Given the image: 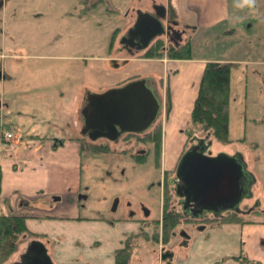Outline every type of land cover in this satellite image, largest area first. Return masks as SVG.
I'll list each match as a JSON object with an SVG mask.
<instances>
[{"label":"rangeland","instance_id":"374dc122","mask_svg":"<svg viewBox=\"0 0 264 264\" xmlns=\"http://www.w3.org/2000/svg\"><path fill=\"white\" fill-rule=\"evenodd\" d=\"M159 1L0 0V101L5 103V106L0 107L1 121L4 125L13 124L17 129L16 138H22L24 144L31 136L60 141L77 136L85 141L80 188L76 190V197L68 200L72 205H78L80 217L89 219L86 223L80 221L82 224L79 227H82L77 235L81 237L77 238V243L85 250L76 264H90L88 261L106 253L109 254L105 260L111 264L115 261L110 254L114 244H119L116 247L119 250L128 238L139 231L150 235L155 233L151 223L160 219L164 212L163 189L159 183L163 179L175 178L174 170L179 162L176 157L181 158V154L190 148L193 137L199 134L191 117L195 100L192 99L193 94H187L190 87L188 83L191 85L193 80L184 77L178 85L171 83V95L168 98L169 80L164 72L168 53L162 58L153 59L145 58L146 51L129 53L121 45L118 51L120 39L128 27L134 24L137 12L148 9L153 12V7ZM230 2L231 23L235 25L223 31L205 33V30L195 28V15L185 10V0H169V6L165 5L168 11L165 23H169L172 30L183 31L179 46L190 41L196 59L233 60L240 63L232 69L231 76V142L223 144L213 140L210 151L215 156L249 153L250 172L254 176L256 174L258 183L262 185L264 123L259 121L264 120V0H254L252 3L246 0ZM231 29L235 30L231 32ZM117 30V39L110 49ZM160 39L167 50L172 44L169 36ZM144 77L154 79L163 99L164 109L156 125L164 128L170 121V127L175 116H178L175 120L180 124L178 132L175 134L172 131L168 139L170 145H174L173 152H168L167 156V168H172L171 171H165V158L162 155L158 161L153 145H150L152 149L147 159L140 163L131 156L137 154L136 151L143 148V145L134 143L135 146L131 147L130 141L114 145L104 139L92 142L78 132L80 124L74 106L83 88L95 87L101 91ZM13 78H17V81L13 82ZM62 87L67 89L63 94L58 91ZM245 112L248 118L258 121L257 127L248 125L245 128L242 120ZM155 126L153 129L158 128ZM246 130L249 134L247 141L238 142L244 138ZM177 140L179 144H176ZM102 146H108L110 152H100L97 148ZM176 150L180 155L173 157ZM74 186L75 180L67 189ZM166 187L169 193L173 192L170 186ZM253 193V198L244 204L252 206L257 198L264 200V193L255 186ZM171 195V204L174 206V192ZM51 196L59 198L61 194L53 193ZM41 203L42 206L48 204L46 201ZM143 206L151 212V216L145 219L148 227L146 225L142 229L140 222L131 219L144 218ZM182 230L193 235L188 247L178 245V242L183 241L178 236ZM211 231L212 227L196 232L182 223L176 231L177 237L169 243L147 242L140 236L133 238L130 240L132 256L129 264H165L161 260L163 249L175 251V263L181 264L196 249L197 238H209ZM36 238L46 241L53 256H58L53 242L57 236L29 235L10 263L20 260L21 254ZM65 240L67 244L69 239ZM120 241H124L122 245ZM94 245L97 247L91 248Z\"/></svg>","mask_w":264,"mask_h":264},{"label":"crops","instance_id":"0c3cea01","mask_svg":"<svg viewBox=\"0 0 264 264\" xmlns=\"http://www.w3.org/2000/svg\"><path fill=\"white\" fill-rule=\"evenodd\" d=\"M168 2L169 0H166V2L165 0H160L158 4L164 6L167 4L169 6ZM184 7L186 11L195 15V28L200 31L205 30V33H216L220 30L223 31L224 28H231L235 25L231 23L230 0H185ZM222 24H225V26ZM234 30L231 29V32ZM118 47V51H120V44H118ZM124 59L125 61L127 60L126 58ZM209 62H222L233 64L234 66L240 64L233 60L196 59L195 57L192 59L167 58L165 60L164 72L167 74L165 77H168L169 80L167 90L168 98L171 95V83L178 85L184 77H189V80L192 79L193 81L191 85L188 83L190 87L187 94L188 96L193 94L192 99L196 101L206 64ZM0 78L2 79L1 73ZM12 81L16 82L17 78H13ZM25 90L28 89L25 88ZM66 90V88L62 87L58 91L63 94ZM88 90L100 93L108 90V88L102 89L101 91L95 87L83 88L74 106L78 111L77 117L79 120L77 119V122L80 124L78 132H81L83 126L81 109L84 105V99ZM62 96L61 98H63ZM3 103L2 101L1 107L5 106V103ZM7 104L9 107V102ZM177 106L178 102H176ZM177 117L175 116L170 127L169 121L168 125L165 124L163 128L162 156L165 158V171L172 170V168H167V163L169 164L167 156H169L168 152H173L174 145H170L168 139L172 131L175 134L178 132L180 124L179 121H175ZM242 120L246 126L245 128L248 125H254L255 127L258 125L255 122H246L243 118ZM1 124L3 122L0 119ZM5 125L13 127L15 129V135L18 136L17 129L13 124ZM248 135L246 130L244 138L238 142L247 141ZM18 139L19 137L14 142L9 141L6 143L5 141H1L0 138V154H2L0 156V216H8L10 214L26 216V226L30 235L45 237H48V235H51V237L57 236L56 241L53 242L57 248L58 256L54 257L48 247L56 264H62L61 262L76 264L80 254H83L85 250L77 243V238L81 237L77 235L79 229L82 227H79L82 224L80 221L84 220L85 223L89 221V219L85 220L79 216L77 204L74 206L72 202H68V200L76 197V190L79 191L81 183L83 168L81 143L78 141L80 138L77 136L69 137L61 139L60 141L31 136L28 137L26 144H24L25 141L22 138L19 141ZM176 144H179L178 140ZM240 154L244 156L248 170L251 171L250 161L248 159L250 156L249 153L241 152ZM177 155H180V153H177L176 150V154H173V157ZM179 158L180 156H177L176 161H179ZM74 180L75 186L72 189H67ZM256 180L255 187L264 193V184L260 185L258 183L257 176ZM53 193L61 194L60 199L51 196ZM45 201L48 203L47 206H42L41 202L44 203ZM261 204L263 207L259 211L246 215L247 218L244 217V220L247 221L246 223H223L212 228L209 238H198L195 242L196 249L181 264H243L241 260L264 264V200L261 201ZM26 238L28 239L29 236H26ZM65 238L69 239L67 244H65ZM34 240L40 239L36 238ZM40 241L46 247L48 246L46 241ZM122 242L124 241H120V245L123 244ZM92 247L96 248L97 246L94 245ZM116 247H119V244H114L110 252L112 255L111 259L113 261L115 259L111 264H117L115 257ZM107 254L109 253L102 254L97 259L94 258V260L88 262L90 264H110L105 260ZM11 261L6 264H9Z\"/></svg>","mask_w":264,"mask_h":264},{"label":"water","instance_id":"95a60500","mask_svg":"<svg viewBox=\"0 0 264 264\" xmlns=\"http://www.w3.org/2000/svg\"><path fill=\"white\" fill-rule=\"evenodd\" d=\"M153 10L138 11L134 24L121 37L119 43L129 53L146 51L157 39L169 36L172 27L165 23L166 6L155 4ZM163 109V99L152 77L132 80L100 93L88 90L81 109V135L92 142L104 139L118 143L125 135L150 132L162 116ZM207 139L209 136L195 137L192 142H197V145L182 156L177 167L175 190L181 199L182 209L186 216L193 218H200L207 212H241L242 201L252 197L255 176L248 170L240 153L213 156L209 151L213 140L206 142ZM181 236L187 240L191 238L186 230L181 231ZM168 259H174L173 252L162 253L161 260L165 262ZM12 264L55 262L48 247L40 240H33L20 260Z\"/></svg>","mask_w":264,"mask_h":264},{"label":"trees","instance_id":"16d2710c","mask_svg":"<svg viewBox=\"0 0 264 264\" xmlns=\"http://www.w3.org/2000/svg\"><path fill=\"white\" fill-rule=\"evenodd\" d=\"M119 30H117L111 42V47L114 45ZM161 39L157 40L145 52V58L158 59L162 58L167 52L170 59H192L193 47L190 41L179 47L171 44L166 50ZM233 64L222 62H209L200 84L199 93L192 111V123L199 133V136H209L210 139L223 144H228L230 140V107L232 99V69ZM242 118L246 122L258 123L256 119L248 118L246 112ZM264 123V120L259 121ZM148 139H151L155 145V153L158 161L161 159L163 147V127L160 125L156 128ZM81 151L85 147L84 139L80 138ZM244 141V140H242ZM100 152H108V146L97 148ZM97 150V151H98ZM147 159V155L139 156L138 161L143 163ZM164 212L163 217L152 222L155 233L150 235L148 232L142 231L139 238L152 241L156 244L161 242L169 243L176 236L177 229L182 225L184 215L177 210L172 209V196L169 194L168 188L164 192ZM26 216L10 214L8 216H0V263L6 264L11 261L19 252L20 247L25 242V237L29 236L26 226ZM240 222L246 223L243 216L233 214L223 220L222 223ZM147 224H144L146 226ZM151 226V227H152ZM148 227V225L146 226ZM126 248L120 249L116 253L117 264H129L131 259V244L130 239L125 243ZM243 264H257L247 260H241Z\"/></svg>","mask_w":264,"mask_h":264},{"label":"flooded vegetation","instance_id":"af4514ba","mask_svg":"<svg viewBox=\"0 0 264 264\" xmlns=\"http://www.w3.org/2000/svg\"><path fill=\"white\" fill-rule=\"evenodd\" d=\"M181 33L183 35V31H180L179 29H176V30H172L171 29V33L169 34V38H170L171 43L174 44L177 47L182 42V35H181ZM1 125H4V124H1ZM158 126H159V124H157L155 127H158ZM154 130L155 129H153L150 132H148L146 134H143V135H136V134H128V135H125L123 138L120 139V141L118 143L111 142V141H108V140H107V142L112 143L114 145H118L120 143H124V142L127 143V142L130 141L131 142V144H130L131 147L132 146H135L134 143H137L139 145H143V148H141L140 150H137L136 151L137 154L134 153L131 156L134 160L138 161L139 156L148 155L150 153V151H151L150 149H152V147L150 145H153V148H155V146H154L155 144L153 142H151V139H148V136H150V134H152V132ZM206 142H208V140H206ZM195 145H197V142H195V141L192 142V140H191V146H190V148L192 146H195ZM145 147H148V148H145ZM209 151H210V149H209ZM109 152H110V148H109L108 152H106V153H109ZM213 156H215V155H213ZM177 167H178V164H177V166L175 167V170H174L175 171V178H169L166 181H165V179H163V181H161L159 183V185L163 189V207L165 205L164 192H165V189L167 188L166 186L168 185V186H170V189H173L171 191L174 192L175 198H176V201H174L176 204L174 206H172L173 207L172 209L177 210L178 212H180V213H182L184 215L183 223L186 224V225H188L191 228V230H195L196 232L204 231V230H206L208 228H211V227L213 228L215 226L221 225V223H220L221 220L229 217V215L238 214L240 216H244L245 217L246 215L252 214V213L257 212V211H259L261 209V201L260 200H257V199H260V198H257L252 206H248V204H246V203L244 204V202H246L248 200H251L253 198V196H254L253 188L255 186V184H254L253 187H252V197L243 200L242 203L240 204L241 212L227 211L225 213H220V214L219 213L216 214V213H213V212H207V213H205L200 218H193V217L188 216V215L186 216L185 215V212L183 211L182 206L180 204V200L181 199L179 197H177L176 190H175V187H176L175 182L177 180V178H176V170H177ZM173 192L172 193L170 192L169 194L171 195V194H173ZM143 213H144V218L143 219L139 220V219H137L135 217H133L131 219L134 222H140V227L142 229H143L144 224H146L145 219L146 218H149L151 216V212L145 206H143ZM162 215H163V213H162ZM139 232L140 233L135 234V235H132L127 240H129V239L131 240L133 238H136V237L140 236V234L142 233V231H139ZM186 232L188 233V235L191 238L187 240L186 238L182 237L181 236V231H180L178 236H181L183 238V241L182 242H178V245L180 247H188L190 245V240L193 238V235L192 234H190L188 231H186ZM175 234H176V236H175V238H176L177 237V233H175ZM127 240L125 242H127ZM123 248L125 249L126 246L124 245ZM163 250H162V253L163 252H167V251L168 252H173L174 253V259L173 260L168 259L167 261H165V262L162 261V262H164L165 264H168L169 262H172L173 264H177V263H175L176 252L175 251H172L170 249H168V250L163 249ZM131 253H132V251H131ZM162 253H161V255H162ZM115 257H116V255H115ZM116 263H117V260H116Z\"/></svg>","mask_w":264,"mask_h":264},{"label":"built area","instance_id":"2783aa9c","mask_svg":"<svg viewBox=\"0 0 264 264\" xmlns=\"http://www.w3.org/2000/svg\"><path fill=\"white\" fill-rule=\"evenodd\" d=\"M15 133H14V128H10L4 132V138L7 140H13L15 139Z\"/></svg>","mask_w":264,"mask_h":264},{"label":"clouds","instance_id":"9594fccd","mask_svg":"<svg viewBox=\"0 0 264 264\" xmlns=\"http://www.w3.org/2000/svg\"><path fill=\"white\" fill-rule=\"evenodd\" d=\"M247 3H252L254 0H246Z\"/></svg>","mask_w":264,"mask_h":264},{"label":"bare ground","instance_id":"6f19581e","mask_svg":"<svg viewBox=\"0 0 264 264\" xmlns=\"http://www.w3.org/2000/svg\"><path fill=\"white\" fill-rule=\"evenodd\" d=\"M255 179H256V178H255ZM254 184H256V181H255V183H254ZM254 184H253V185H254ZM252 187H253V186H252ZM224 213H225V212H224Z\"/></svg>","mask_w":264,"mask_h":264}]
</instances>
